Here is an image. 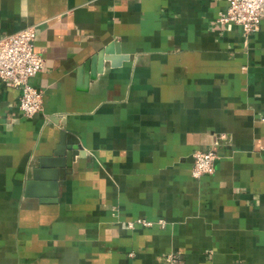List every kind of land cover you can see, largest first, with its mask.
Here are the masks:
<instances>
[{"label": "crops", "instance_id": "obj_1", "mask_svg": "<svg viewBox=\"0 0 264 264\" xmlns=\"http://www.w3.org/2000/svg\"><path fill=\"white\" fill-rule=\"evenodd\" d=\"M226 7L0 0L43 60L32 117L0 78V264H264V19L245 38Z\"/></svg>", "mask_w": 264, "mask_h": 264}, {"label": "built area", "instance_id": "obj_2", "mask_svg": "<svg viewBox=\"0 0 264 264\" xmlns=\"http://www.w3.org/2000/svg\"><path fill=\"white\" fill-rule=\"evenodd\" d=\"M264 19V0H227L226 9L217 17L221 25L233 24L240 28L245 38L259 31ZM35 29L27 27L15 34L0 38V78L8 85L20 89L18 108L26 117H32L42 109V93L29 83L43 67L40 54L34 49ZM264 122V115L261 117ZM191 176L199 178L214 172L215 152L212 149L195 150L192 153ZM161 225L164 221H158ZM153 222L137 218L127 222L129 228L135 225L150 226ZM169 261L180 264L181 255L171 253Z\"/></svg>", "mask_w": 264, "mask_h": 264}, {"label": "water", "instance_id": "obj_3", "mask_svg": "<svg viewBox=\"0 0 264 264\" xmlns=\"http://www.w3.org/2000/svg\"><path fill=\"white\" fill-rule=\"evenodd\" d=\"M71 155L70 153L66 154V157L64 158V160H60V159H55L54 161V166L56 167H70L71 166ZM33 178H35V176H33Z\"/></svg>", "mask_w": 264, "mask_h": 264}]
</instances>
